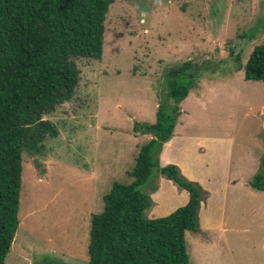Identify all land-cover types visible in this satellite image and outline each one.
I'll return each instance as SVG.
<instances>
[{"label": "rangeland", "instance_id": "obj_1", "mask_svg": "<svg viewBox=\"0 0 264 264\" xmlns=\"http://www.w3.org/2000/svg\"><path fill=\"white\" fill-rule=\"evenodd\" d=\"M261 44L264 0H115L102 57L78 59L73 97L43 116L57 136L44 156L23 154L19 225L5 264H87L90 216L103 211L113 183H132L135 158L152 138L133 125L155 122L165 73L184 61L195 64L197 82L179 105L181 132L231 138L232 174L255 170L253 160L264 157V82L245 80L243 69ZM160 178L139 190L151 196ZM257 191L230 189L225 224L236 231L212 234L215 247L202 245L203 233L185 234L191 264H264V192Z\"/></svg>", "mask_w": 264, "mask_h": 264}, {"label": "trees", "instance_id": "obj_2", "mask_svg": "<svg viewBox=\"0 0 264 264\" xmlns=\"http://www.w3.org/2000/svg\"><path fill=\"white\" fill-rule=\"evenodd\" d=\"M114 2L0 0V264L19 225L23 154L44 156L46 141L57 136L43 116L73 97L80 75L76 61L102 57L106 14ZM194 67L189 60L169 68L155 122L134 123L135 134L152 138L139 149L132 183H113L103 211L90 216L87 264H191L185 234L202 233L198 212L207 193L176 165L161 167L158 155L173 136L180 103L196 86ZM243 70L245 80L264 82V44L253 48ZM154 174L185 190L189 200L149 219L145 212L152 201L139 188ZM248 184L264 191V157Z\"/></svg>", "mask_w": 264, "mask_h": 264}, {"label": "crops", "instance_id": "obj_3", "mask_svg": "<svg viewBox=\"0 0 264 264\" xmlns=\"http://www.w3.org/2000/svg\"><path fill=\"white\" fill-rule=\"evenodd\" d=\"M185 100L181 102L182 105ZM181 107V115L173 129V137L162 146L159 164L176 165L184 177L198 183L207 193L198 212L199 228L204 235L201 242L204 247L208 243L215 247L217 242L212 240V234L220 235L222 232L235 230L234 227L225 224L230 189L236 185L249 186V181L256 174L257 164L259 167L260 163L256 159L253 160L255 170L249 174L251 178L247 177L249 175H233V140L220 135L195 137L181 132V121L185 114L183 106ZM150 198L152 200L148 213L150 219L165 217L177 208L185 206L189 200L185 190H179L171 181L164 178L158 180L157 190L151 193ZM234 216L235 214L229 219ZM234 225L236 226V223ZM199 249L204 250L201 246ZM209 263L212 264L210 258L207 260V264Z\"/></svg>", "mask_w": 264, "mask_h": 264}]
</instances>
